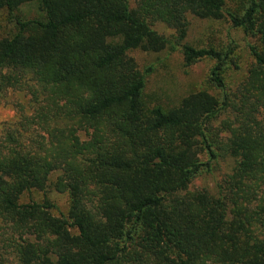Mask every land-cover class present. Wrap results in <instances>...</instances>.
Instances as JSON below:
<instances>
[{"label": "trees", "instance_id": "1", "mask_svg": "<svg viewBox=\"0 0 264 264\" xmlns=\"http://www.w3.org/2000/svg\"><path fill=\"white\" fill-rule=\"evenodd\" d=\"M27 3L42 16L21 18ZM1 15L0 100L29 76L48 136L0 145L15 264H264V0H0ZM189 16L207 22L195 42ZM165 50L209 64L206 90L168 108L129 55ZM227 163L225 187L190 189Z\"/></svg>", "mask_w": 264, "mask_h": 264}, {"label": "rangeland", "instance_id": "2", "mask_svg": "<svg viewBox=\"0 0 264 264\" xmlns=\"http://www.w3.org/2000/svg\"><path fill=\"white\" fill-rule=\"evenodd\" d=\"M135 6V2L132 3ZM19 16L24 19L40 18L42 13L33 3H27L20 7ZM189 29L187 40L195 42L199 40L205 33L207 26L206 21L197 18L188 17ZM8 20L6 16H0V31L6 32ZM216 37L227 39L226 32L228 26L220 23L215 25ZM152 29L160 35L170 36L174 31L167 28L163 24H153ZM220 32V33H218ZM220 34V35H217ZM237 44L240 48H244L247 40L241 35L236 36ZM135 64L141 70L151 68L152 72L148 77L146 94L153 95L160 104L166 108L175 106L189 94L206 90L204 80L206 79L209 64L201 61L191 67H184L180 53L177 51L170 53L165 50L158 54H147L142 51H135L129 54ZM245 68V67H244ZM5 73V72H4ZM7 75V73H5ZM244 74L240 71L235 72L228 81L229 86L234 88L242 81ZM33 87L30 77H21L20 83L13 86L7 91L3 100H0V145L7 146V139L11 140V136L25 148H35L40 143L41 138L48 139L45 131L41 129L35 118L37 110L40 108L44 111L46 106L42 99L34 101L32 97ZM86 140V137H80ZM229 174V165L221 164L220 169H216L213 175L207 174L200 176L190 189L199 190L200 188H215L216 182L225 187V180ZM40 194L37 200L40 201ZM57 201L61 211L66 208L65 197L57 194L52 195V199ZM12 239L9 227L0 221V261L5 260V264H15L14 250L11 247Z\"/></svg>", "mask_w": 264, "mask_h": 264}]
</instances>
